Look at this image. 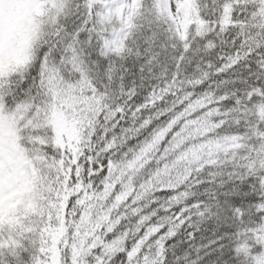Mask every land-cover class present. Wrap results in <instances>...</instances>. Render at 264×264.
<instances>
[{"label": "snow or ice", "instance_id": "snow-or-ice-1", "mask_svg": "<svg viewBox=\"0 0 264 264\" xmlns=\"http://www.w3.org/2000/svg\"><path fill=\"white\" fill-rule=\"evenodd\" d=\"M0 264H264V0H0Z\"/></svg>", "mask_w": 264, "mask_h": 264}]
</instances>
